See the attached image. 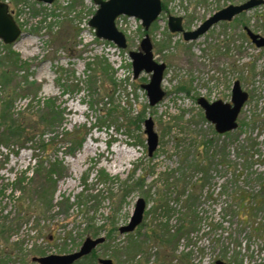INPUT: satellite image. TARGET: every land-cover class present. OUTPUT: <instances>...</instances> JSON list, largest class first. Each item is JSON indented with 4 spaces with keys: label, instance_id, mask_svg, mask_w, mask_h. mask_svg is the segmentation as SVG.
Returning <instances> with one entry per match:
<instances>
[{
    "label": "rangeland",
    "instance_id": "obj_1",
    "mask_svg": "<svg viewBox=\"0 0 264 264\" xmlns=\"http://www.w3.org/2000/svg\"><path fill=\"white\" fill-rule=\"evenodd\" d=\"M3 1L22 34L13 44L0 39V132L9 100L12 118L27 108L51 112V100L61 113L58 130L86 125L90 132L75 154L64 145L46 154L37 143L0 140V264H38L34 257L72 253L87 237L99 236L107 239L96 248L97 264L99 258L116 264H264V46L252 43L244 29L264 36V4L186 41L169 29L170 15L183 17L192 30L246 0H162L165 11L148 33L155 60L167 65L165 96L151 106L142 85L152 73L135 78L130 56L145 36L140 19L117 20L128 41L121 49L89 25L98 8L93 0ZM106 61L110 72L101 70L90 84L89 65L98 69L103 62V68ZM4 73L8 86L1 83ZM237 80L249 97L238 128L219 134L198 98L231 102ZM109 107L128 113L130 130L118 131L113 121L98 124L99 109ZM139 113L153 119L159 136L152 155L145 121L134 123ZM40 162L59 168L56 184L45 186L51 204L40 198ZM100 171L110 178L102 180ZM66 197L70 201L62 205ZM139 198L147 202L143 222L121 233ZM182 220L187 226L172 236Z\"/></svg>",
    "mask_w": 264,
    "mask_h": 264
},
{
    "label": "water",
    "instance_id": "obj_2",
    "mask_svg": "<svg viewBox=\"0 0 264 264\" xmlns=\"http://www.w3.org/2000/svg\"><path fill=\"white\" fill-rule=\"evenodd\" d=\"M46 4H51L56 0H37ZM97 5L95 14L91 17L89 25L94 28L96 36L113 42L121 49L128 47L126 34L117 26V18L125 15L134 17L142 21L145 30H149L151 25L158 19L163 10L162 0H94ZM264 4V0H246L240 4H229L226 7L214 12L196 29L187 30L184 28L183 17L170 15L168 26L172 32H182L186 41L196 40L221 21H232L237 15L246 12L256 6ZM248 34L252 41L258 46H264V36L252 31L247 27ZM22 34V29L16 21L10 6L0 0V39L5 44H13ZM134 77L138 78L142 72L152 73L151 80L142 85L147 91L149 104L151 106L159 103L165 96L162 89L166 63L158 62L154 58L153 43L147 33L141 41V49L131 51ZM249 94L241 87L240 81H235L232 88L231 102L216 100L209 102L206 98L200 97L199 104L204 108L206 118L215 125L219 134H225L238 128V118L244 107ZM147 143L149 155L159 145V136L154 129V121L147 118L145 121ZM147 202L144 198L136 201L134 212L128 224L120 227L121 233L133 232L144 220ZM106 241L105 236L96 238L87 237L79 250L68 254H50L34 257L38 264H73L80 258L90 255L98 245ZM100 264H116L112 258H100ZM215 264H227L222 260H217Z\"/></svg>",
    "mask_w": 264,
    "mask_h": 264
},
{
    "label": "trees",
    "instance_id": "obj_3",
    "mask_svg": "<svg viewBox=\"0 0 264 264\" xmlns=\"http://www.w3.org/2000/svg\"><path fill=\"white\" fill-rule=\"evenodd\" d=\"M164 9L166 8L165 3H163ZM244 14V13H243ZM107 66L100 68L103 66V62L100 63V67L98 66V69L96 67H92L89 65V68L92 74H89V80L90 84L91 82H95L94 78L101 72V70L104 72V74H108L109 71V63L106 61ZM105 63V64H106ZM109 64V65H108ZM1 83L4 86H8L10 84V77L7 74H3L2 76ZM112 78V77H110ZM113 79V78H112ZM111 81V79H110ZM114 83L116 84L115 79H113ZM51 100L46 101V106L48 107L47 109L51 110V112H46L45 108L42 107L38 109L37 111L30 110V108L24 109L25 111H20L18 114V118H12L13 112H10L11 107H12V100H9L6 102L4 111L2 116L4 117L3 119L5 120V126H4V131L2 130L0 135V140L6 141L9 138H16L20 141H22L23 144L27 142L31 143H37L39 145V148H41L46 154H49L52 150H54L57 146L64 145L67 150L71 154H75L77 150H79L85 140L87 139L89 135V128L86 125L77 127V128H67L64 127L62 131L58 130V127L60 126V122L62 123V118H61V113L58 112L57 110H54V105H52ZM92 109L97 110V108L92 105ZM103 109H99V114L100 118H97L98 124L102 125H109L111 126L112 124H109V122L113 121V124H117V130L119 131L122 127L126 128L127 130H130L132 127V122L127 118L128 113L120 114L119 108H112L109 107L106 112H103ZM23 112H26L23 114ZM97 113V112H96ZM39 115V116H38ZM14 116V115H13ZM120 117L122 118V121L120 120ZM10 119V120H9ZM145 119L143 115L137 116L135 119L134 123L135 125H138V123L144 122ZM226 134H229L226 133ZM208 145V144H207ZM37 157V155H36ZM42 162V161H41ZM39 163V169L36 170V174H41L43 175V182L40 187V198L44 200V203H52V199H49L47 195V186H51L56 184V179L54 176H57L58 174V166L57 164H52L51 167H44L42 163ZM45 172V173H44ZM100 177L102 180L106 181L108 178H110L109 174L105 171H100ZM22 180V179H21ZM20 180V181H21ZM27 177L23 179L21 182L27 181ZM20 182V184H21ZM25 189V187H23ZM43 191H41L42 189ZM42 192V193H41ZM82 192H85L82 190ZM44 194V195H43ZM84 196V195H83ZM85 197V196H84ZM80 198V197H79ZM70 201V197L63 198L60 203L62 205L68 204ZM66 202V203H65ZM79 204L84 205L85 202H79ZM91 220V219H88ZM187 226V222L185 220L181 221L180 226L175 230L172 236L177 235L178 232H182L183 227L185 228ZM88 231H97L96 227L88 225ZM170 231V229H169ZM111 233H109L108 237L110 238ZM152 237L159 243L165 244V240L163 239V236H159L157 234L152 235ZM97 255H96V250L92 252V254L84 256L83 258L79 259L76 261L74 264H97Z\"/></svg>",
    "mask_w": 264,
    "mask_h": 264
},
{
    "label": "flooded vegetation",
    "instance_id": "obj_4",
    "mask_svg": "<svg viewBox=\"0 0 264 264\" xmlns=\"http://www.w3.org/2000/svg\"><path fill=\"white\" fill-rule=\"evenodd\" d=\"M163 11H165L164 6H163V10H162V12H163ZM243 13H245V12H243ZM243 13H241V14H239V15H237V16H240V15H242ZM161 14H162V13H161ZM161 14H160V15H161ZM213 14H214V13H213ZM213 14H212V15H213ZM160 15H159V17H160ZM210 16H211V15H210ZM237 16H236V17H237ZM159 17H158V19H159ZM236 17H235V18H236ZM235 18H234V19H235ZM158 19H157V20H158ZM234 19H233V20H234ZM157 20H156V21H157ZM156 21H155V22H156ZM221 22H231V21H221ZM141 23H142V21H141ZM142 26H143V25H142ZM151 26H152V25H151ZM168 27H169V26H168ZM150 28H151V27H150ZM184 28H185V27H184ZM195 29H196V28H195ZM244 29H245V34H246V36L250 39V41H252V39L250 38V36H249V34H248L247 26H245ZM144 30H145V29H144ZM149 30H150V29H149ZM149 30H145V35L148 33ZM192 30H193V29H192ZM178 33H182V32H178ZM148 34H149V33H148ZM182 34H183V33H182ZM149 35H150V34H149ZM143 38H144V37H143ZM183 38H184V37H183ZM142 40H143V39H142ZM252 43H254V42L252 41ZM254 44H255V43H254ZM255 45H256V44H255ZM140 46H141V44H140ZM140 49H141V47H140ZM199 98H200V97H199ZM199 98H198V99H199ZM231 98H232V97H231ZM209 102H210V101H209ZM212 102H213V101H212ZM198 103H199V102H198ZM201 107H202V106H201ZM202 108H203V107H202ZM203 109H204V108H203ZM204 111H205V110H204ZM205 116H206V115H205ZM210 122H211V121H210ZM211 123H212V122H211ZM214 127H215V125H214ZM215 130H216V129H215ZM216 132H217V131H216ZM217 133H218V132H217ZM227 133H228V132H227ZM225 134H226V133H225Z\"/></svg>",
    "mask_w": 264,
    "mask_h": 264
}]
</instances>
